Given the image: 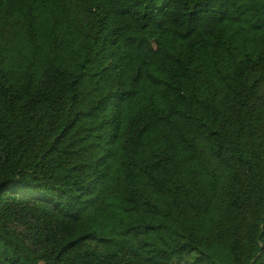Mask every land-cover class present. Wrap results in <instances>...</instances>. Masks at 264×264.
I'll return each mask as SVG.
<instances>
[{"label": "trees", "instance_id": "16d2710c", "mask_svg": "<svg viewBox=\"0 0 264 264\" xmlns=\"http://www.w3.org/2000/svg\"><path fill=\"white\" fill-rule=\"evenodd\" d=\"M0 264H264L260 0H0Z\"/></svg>", "mask_w": 264, "mask_h": 264}, {"label": "rangeland", "instance_id": "374dc122", "mask_svg": "<svg viewBox=\"0 0 264 264\" xmlns=\"http://www.w3.org/2000/svg\"><path fill=\"white\" fill-rule=\"evenodd\" d=\"M260 1H261V3L263 4V11H264V0H260ZM261 42H262V39L259 40V43H261ZM253 45H254V44H253ZM253 45H252V46H253Z\"/></svg>", "mask_w": 264, "mask_h": 264}]
</instances>
